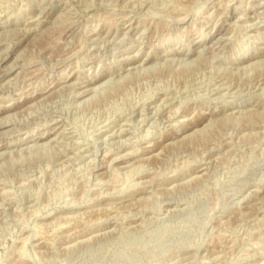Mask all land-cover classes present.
Here are the masks:
<instances>
[{"label":"rangeland","instance_id":"374dc122","mask_svg":"<svg viewBox=\"0 0 264 264\" xmlns=\"http://www.w3.org/2000/svg\"><path fill=\"white\" fill-rule=\"evenodd\" d=\"M7 107L0 264H264V0H0Z\"/></svg>","mask_w":264,"mask_h":264},{"label":"bare ground","instance_id":"6f19581e","mask_svg":"<svg viewBox=\"0 0 264 264\" xmlns=\"http://www.w3.org/2000/svg\"><path fill=\"white\" fill-rule=\"evenodd\" d=\"M74 15V14H73ZM70 20V19H69ZM255 25V24H254ZM190 60V59H189ZM189 63V62H188ZM2 67V66H1ZM6 67V66H5ZM238 68V67H237ZM4 69V68H3ZM234 71V70H233ZM127 74V73H126ZM8 82V81H7ZM93 83H94V81H93ZM89 84H87L86 86H88ZM91 86V85H90ZM87 91V89H85V90H83L82 92H81V95H83L85 92ZM39 94V93H38ZM38 94L36 95V96H38ZM42 94V93H41ZM3 96V95H2ZM36 96H34V97H36ZM91 96V95H90ZM32 97V96H31ZM31 97H27V98H25L24 99V102L23 103H29L32 99H34V97L33 98H31ZM36 100V99H35ZM34 101V100H33ZM32 102V101H31ZM17 105V104H16ZM11 108V107H10ZM15 109V108H14ZM11 109H9L8 107H7V109L5 108H3L2 109V111L0 112V114H2V113H5V112H8V111H10ZM150 114V113H149ZM5 115V114H4ZM2 118H5V116L3 117V115H2V117L0 118V120H3ZM151 121V120H150ZM5 122V121H4ZM1 123V122H0ZM1 125V124H0ZM43 135V134H42ZM47 137V135L44 137V138H46ZM105 137V136H104ZM41 137H38V139H40ZM47 141V140H46ZM43 142V141H42ZM37 144V143H36ZM32 146V145H31ZM41 146V145H40ZM37 147V146H36ZM31 148V147H30ZM25 151V150H24ZM34 152V151H33ZM174 185V184H173ZM262 201V200H261ZM249 204V203H248ZM61 218V217H60ZM212 258V257H211ZM205 261V260H204Z\"/></svg>","mask_w":264,"mask_h":264}]
</instances>
